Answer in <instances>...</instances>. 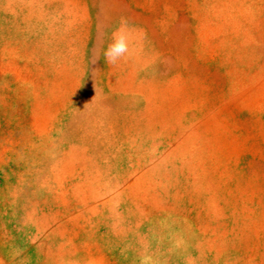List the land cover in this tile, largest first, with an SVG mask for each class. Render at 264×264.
<instances>
[{
	"label": "rangeland",
	"instance_id": "1",
	"mask_svg": "<svg viewBox=\"0 0 264 264\" xmlns=\"http://www.w3.org/2000/svg\"><path fill=\"white\" fill-rule=\"evenodd\" d=\"M0 264H264V0H0Z\"/></svg>",
	"mask_w": 264,
	"mask_h": 264
},
{
	"label": "clouds",
	"instance_id": "2",
	"mask_svg": "<svg viewBox=\"0 0 264 264\" xmlns=\"http://www.w3.org/2000/svg\"><path fill=\"white\" fill-rule=\"evenodd\" d=\"M129 51L126 31L118 29L112 34L111 41L104 51V56L109 63H116Z\"/></svg>",
	"mask_w": 264,
	"mask_h": 264
}]
</instances>
